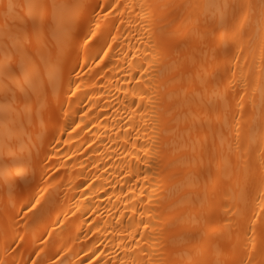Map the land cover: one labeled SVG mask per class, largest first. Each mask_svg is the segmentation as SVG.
Instances as JSON below:
<instances>
[{
  "label": "bare ground",
  "instance_id": "6f19581e",
  "mask_svg": "<svg viewBox=\"0 0 264 264\" xmlns=\"http://www.w3.org/2000/svg\"><path fill=\"white\" fill-rule=\"evenodd\" d=\"M97 260L264 264V0H0V264Z\"/></svg>",
  "mask_w": 264,
  "mask_h": 264
},
{
  "label": "snow or ice",
  "instance_id": "6c2138e0",
  "mask_svg": "<svg viewBox=\"0 0 264 264\" xmlns=\"http://www.w3.org/2000/svg\"><path fill=\"white\" fill-rule=\"evenodd\" d=\"M95 35H96V33L93 32V33H92V37H94ZM87 39H90V37H89V38H86V40H87ZM33 207H35V205H33ZM145 227H147V225H145ZM96 264H100L99 260H97ZM249 264H251V262H249Z\"/></svg>",
  "mask_w": 264,
  "mask_h": 264
},
{
  "label": "rangeland",
  "instance_id": "374dc122",
  "mask_svg": "<svg viewBox=\"0 0 264 264\" xmlns=\"http://www.w3.org/2000/svg\"><path fill=\"white\" fill-rule=\"evenodd\" d=\"M11 195H12V193L10 194V196H11ZM22 209H23V208H22ZM8 241L10 242V241H11V238H9ZM11 250H12V247H11L8 251H11ZM25 260H27V258L24 259L23 261H25ZM23 261H22V262H23Z\"/></svg>",
  "mask_w": 264,
  "mask_h": 264
}]
</instances>
